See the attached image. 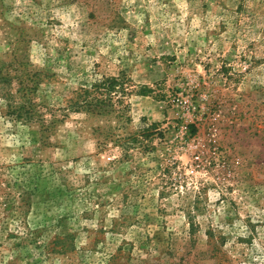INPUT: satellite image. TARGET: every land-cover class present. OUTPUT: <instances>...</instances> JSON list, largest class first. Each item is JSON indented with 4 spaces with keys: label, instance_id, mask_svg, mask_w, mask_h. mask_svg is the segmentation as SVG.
<instances>
[{
    "label": "rangeland",
    "instance_id": "374dc122",
    "mask_svg": "<svg viewBox=\"0 0 264 264\" xmlns=\"http://www.w3.org/2000/svg\"><path fill=\"white\" fill-rule=\"evenodd\" d=\"M0 264H264V0H0Z\"/></svg>",
    "mask_w": 264,
    "mask_h": 264
},
{
    "label": "trees",
    "instance_id": "16d2710c",
    "mask_svg": "<svg viewBox=\"0 0 264 264\" xmlns=\"http://www.w3.org/2000/svg\"><path fill=\"white\" fill-rule=\"evenodd\" d=\"M107 87L109 88V85L111 84L110 82L107 83ZM104 87V86H103ZM105 88V87H104ZM107 89V88H106ZM108 90V89H107ZM103 102H105V99L104 98H94V99H91V100H88L86 97L85 98H82L80 101L77 100L76 101V104L75 105H79L82 104V105H86L87 107H92V106H98L99 104H102Z\"/></svg>",
    "mask_w": 264,
    "mask_h": 264
}]
</instances>
